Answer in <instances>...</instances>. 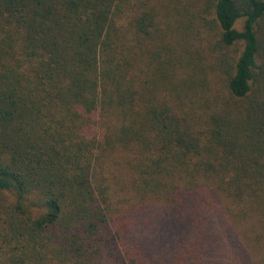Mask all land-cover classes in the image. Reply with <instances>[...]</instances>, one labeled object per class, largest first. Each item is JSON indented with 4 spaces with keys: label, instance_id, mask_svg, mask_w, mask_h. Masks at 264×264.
<instances>
[{
    "label": "trees",
    "instance_id": "trees-1",
    "mask_svg": "<svg viewBox=\"0 0 264 264\" xmlns=\"http://www.w3.org/2000/svg\"><path fill=\"white\" fill-rule=\"evenodd\" d=\"M0 229V264H264V0H0Z\"/></svg>",
    "mask_w": 264,
    "mask_h": 264
},
{
    "label": "rangeland",
    "instance_id": "rangeland-1",
    "mask_svg": "<svg viewBox=\"0 0 264 264\" xmlns=\"http://www.w3.org/2000/svg\"><path fill=\"white\" fill-rule=\"evenodd\" d=\"M236 26L238 27V28H240L241 26H242V19H240V20H238V22L236 23ZM1 230V229H0ZM1 237H0V249L2 248V241H1ZM2 250V252L4 251V246H3V248L1 249ZM1 254V253H0Z\"/></svg>",
    "mask_w": 264,
    "mask_h": 264
}]
</instances>
